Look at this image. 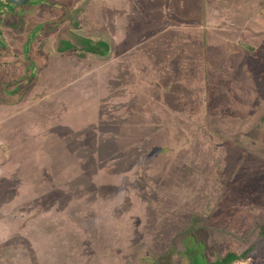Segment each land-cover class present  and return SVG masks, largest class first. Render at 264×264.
Listing matches in <instances>:
<instances>
[{"label":"rangeland","instance_id":"obj_1","mask_svg":"<svg viewBox=\"0 0 264 264\" xmlns=\"http://www.w3.org/2000/svg\"><path fill=\"white\" fill-rule=\"evenodd\" d=\"M202 2L0 0V264H159L187 231L171 264H264V31ZM73 34L111 51L60 53Z\"/></svg>","mask_w":264,"mask_h":264},{"label":"crops","instance_id":"obj_2","mask_svg":"<svg viewBox=\"0 0 264 264\" xmlns=\"http://www.w3.org/2000/svg\"><path fill=\"white\" fill-rule=\"evenodd\" d=\"M2 1L3 2H8L9 0H2ZM134 1H137V0H134ZM140 1H142V0H140ZM171 1H174V0H171ZM136 3L137 2H135L134 4L137 5ZM102 5H104V4H100V7H103ZM179 5L183 6L185 9H191L192 14L193 13H200L201 14L200 16H202V14H203V11L201 9V6L203 5L202 0H183V4H179ZM138 8L141 9L140 8V5L138 6ZM221 9H223V11L225 12V15L223 17H219L217 20L215 19V16H216L215 15L214 18H212L211 21H214L216 23H220L219 21H223V24H227L229 26H231L233 24L232 29H234V28L235 29L242 28L241 30L248 31L249 35H251L250 34V30H252V29H258V28L261 29L262 28L261 31H264V18L261 20V24H260L261 27H257L258 26V23L260 22V19L259 18H262L263 15H264V0H233V6H228V7H224V8H221ZM118 10L120 11V8H118ZM220 10H218L217 12H215V14H222V13H220ZM227 13H231L232 16H233V18L228 19L226 17V14ZM162 14H163V21H166L167 24H168V22H170L168 20V18L172 16V11H168L167 8H166L165 11ZM240 14H243V16H241ZM247 14H251V16L249 15V17H247V19H246ZM122 15H124V14H122ZM244 16H245V18H243ZM4 17H5V14L4 13H1L0 14L1 21H2V19ZM193 18L194 17H191L190 20H192ZM200 19H201V22H203V24H204L205 18L204 19L200 18ZM207 20L210 21V18L208 17ZM226 20H234L235 22L234 23H230V22H227ZM250 23H254L255 24V27L250 26L249 25ZM245 24H246V26L244 27L243 25H245ZM174 25H177V22L176 23H173V24H170V26L168 28L173 27ZM179 25L180 26H185V27L193 28V26H188V25H186L184 23H179ZM199 27H203V26H200L199 23H198L196 28H199ZM0 28H1V23H0ZM224 28H225V26H224ZM259 29L258 30H255V31L253 30V33L254 34H252V37L254 36V39H258L257 38L258 37L257 36L258 34L256 32L259 31ZM160 31H156V30L155 31H151V36L152 37L156 36ZM181 33H182V30L178 31L177 35L178 34H181ZM252 37H250V36L248 37L247 35H243V33L242 34L241 33H238L237 39H236V41L240 42L239 44H245L246 47L249 49L248 61H250L251 56L254 57V56L257 55L258 52H257V49L256 48L258 47L259 48V51H260V47H261V44H256L255 40L252 39ZM248 38H251V40L250 41H247V40H249ZM165 48L166 49H164V51L167 52V54H169V53H171L172 50H174L176 48V45L175 44L173 46L166 45ZM183 54H184V56L187 55L186 53H183ZM249 54H251V55L249 56ZM122 58L123 59H121L120 62H119L120 65L126 63V61H125L126 58H124V57H122ZM248 61H246V62H248ZM179 65H180V67L182 69L183 61H181L179 63ZM236 65L241 66L240 64H236ZM169 71L170 72H168L166 76H163V77L160 78V81H162V84H161V86H162V92H164L167 88L169 89V92H166L167 94L168 93H170V94L173 93L171 91H178L179 90L180 85H181L180 84V81L181 80H179L180 79V75L182 77V73L179 72V71H177V70L169 69ZM199 72H200V67H199V70H197V72H194V75L196 76L197 74H199ZM161 75H165V73H161ZM178 75H179V77H178ZM241 77L243 78V76H241ZM262 78L264 79V75H262ZM244 81H243V83L245 84L246 81L245 82ZM259 84H260V82H259ZM259 84H258V87L261 86L264 89V82L261 83L260 85ZM204 86H206V83H203L200 86V89L203 88ZM197 94L198 93L195 94L194 100L196 99V95ZM179 96H176V98H175L176 101H173V102H171V100H168V101L171 102V104L174 105V106H176L177 108L183 109V105H182L183 101L182 102H178V104H174V102H177V99L179 98ZM182 98H183V96H182ZM260 103H258L257 106H259Z\"/></svg>","mask_w":264,"mask_h":264},{"label":"trees","instance_id":"obj_3","mask_svg":"<svg viewBox=\"0 0 264 264\" xmlns=\"http://www.w3.org/2000/svg\"><path fill=\"white\" fill-rule=\"evenodd\" d=\"M71 26L73 29H75L77 27V24H71ZM73 35H74V37H73L74 43L67 42L64 45L62 44L61 48L58 50L60 53L69 52L71 50H73V51L79 50L78 54L80 56H83L85 54H91V55H95L98 57H106V56H108L107 54H109L111 51L109 44L106 42L100 41L98 44H93L91 39L88 37H84V36H81L78 34H73ZM155 154H156V151L153 152V156ZM187 235H188V231L185 233L182 232V233L178 234V236H176L175 242H174L176 249L180 247L179 246L180 244H182L181 241H179L180 239H182V242H185V243L188 242L186 240L188 239L187 237L189 235L188 236ZM184 247H186V246L184 245ZM252 248L253 247H251L250 249H248L247 251H245L242 254H237L235 252H232V253L226 255L224 258H221L220 260H217L216 262L211 263V264H234L236 262L245 261L253 255L254 250ZM176 249L171 250L167 255H159V257H158L159 264H171V260H172V254L171 253H175ZM180 252H181V250L180 251L178 250L177 253H180ZM0 255H1V253H0ZM13 259L16 260V258H13ZM194 259H195V261H194L195 264H201L198 261V257L196 255H195ZM32 260L34 261V259H32ZM204 264H207V263L205 262Z\"/></svg>","mask_w":264,"mask_h":264},{"label":"water","instance_id":"obj_4","mask_svg":"<svg viewBox=\"0 0 264 264\" xmlns=\"http://www.w3.org/2000/svg\"><path fill=\"white\" fill-rule=\"evenodd\" d=\"M12 3H14L15 5H22V4H26L29 2V0H9Z\"/></svg>","mask_w":264,"mask_h":264},{"label":"flooded vegetation","instance_id":"obj_5","mask_svg":"<svg viewBox=\"0 0 264 264\" xmlns=\"http://www.w3.org/2000/svg\"><path fill=\"white\" fill-rule=\"evenodd\" d=\"M11 2V1H10Z\"/></svg>","mask_w":264,"mask_h":264}]
</instances>
